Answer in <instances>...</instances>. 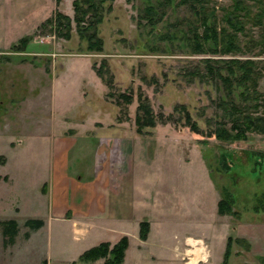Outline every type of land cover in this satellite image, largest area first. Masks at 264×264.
I'll return each instance as SVG.
<instances>
[{
    "label": "rangeland",
    "instance_id": "rangeland-1",
    "mask_svg": "<svg viewBox=\"0 0 264 264\" xmlns=\"http://www.w3.org/2000/svg\"><path fill=\"white\" fill-rule=\"evenodd\" d=\"M71 1L64 0L61 8L73 17ZM151 1L157 7V17L164 9L163 16L153 26L138 16ZM180 1L114 0L98 25V34L103 39V50L99 53L87 51L85 39H81L75 29L70 39H64L55 35L51 25L36 29L25 51H12L8 47L6 52L0 53V165L9 160L7 172L14 178L12 184L0 167V264H103L102 257L80 262L78 254L100 241L113 240L122 230L132 231L138 227L133 218L119 216L112 219L96 213L92 222L82 224L83 229L75 231L67 219L51 217L48 204L52 200L54 203L60 201L62 205L68 201L75 203L82 190L74 187L62 199L60 195L51 198L50 183L56 173L49 143L42 135L53 130L61 132L60 116H64V111H68L67 119L79 118L82 108L92 100L97 101L98 106L106 105L105 111L111 110L107 128H122L132 136L139 135L142 141L145 139L143 146L142 143L139 145L140 141L136 143L134 163L130 162L129 177L125 176L140 191L133 192L132 199L147 203L140 212L151 214L152 223L155 220L161 223V231L153 228L150 245L139 249V253L136 247L138 232L133 233L124 260L129 245L127 236L128 245L121 264H182L178 259L170 260L165 249L154 244L158 240L172 242L173 231L181 236L190 233L210 238L214 248L207 264H254L256 260L244 243L235 241L231 244L227 262L223 263L225 248L222 246L224 233L235 237L232 225L241 216L246 220L253 219L252 211L264 207V158L258 160L259 169L249 160L258 158L257 153L264 155V133L249 132L244 141H220L204 134L223 119L224 111L219 103L226 93L223 85L207 74L204 59L254 60L259 73L257 88L263 95L258 114L264 115V41L260 29L247 24L245 33L238 34L243 53L215 54L209 51L211 44L204 46V52H195L190 42L191 29L199 27V19L188 3ZM231 2L210 0L205 13L210 15L209 10L213 9L220 18ZM247 2L251 4V10L256 11V0ZM201 29L199 27L198 31ZM103 59L113 78L111 89L107 86L103 89V82L92 68L93 62L98 67ZM51 83H56L55 90H51ZM76 83H93V87L85 86L89 92L86 103L79 102ZM109 90L113 96H106ZM139 90L148 96L157 115L166 116L175 105L185 104L203 135L177 121L157 122L153 128H146L147 133H136L134 117ZM121 92L132 95L129 104L115 102L116 95ZM21 129L33 134L26 140V151L22 154L17 151L23 147L10 148L20 143L17 139L22 138ZM103 134L104 130L93 131V139L91 137L88 143L81 136L76 137V141L70 138L72 144L64 154V160L66 175L73 181L86 183L94 176L95 165L99 168L105 154L104 151L97 156L95 153L99 140L105 141L102 138L106 135L100 136ZM105 142L107 146L110 144ZM222 157L228 165L227 171L221 164ZM62 160L63 157L60 162ZM120 172L123 174L124 169ZM2 179L8 186L1 184ZM44 181L50 184V193L46 197ZM224 188L234 197L237 215L215 213V201L223 196ZM152 194L159 200V206L147 202L146 198ZM174 198H178L181 209L170 208ZM187 206L190 210L186 213ZM158 209L171 215H163ZM28 217H42L47 224L30 229L24 224ZM7 218H15L18 222L13 243L7 242L2 233L1 221ZM152 254H155L154 258Z\"/></svg>",
    "mask_w": 264,
    "mask_h": 264
},
{
    "label": "trees",
    "instance_id": "trees-1",
    "mask_svg": "<svg viewBox=\"0 0 264 264\" xmlns=\"http://www.w3.org/2000/svg\"><path fill=\"white\" fill-rule=\"evenodd\" d=\"M56 6L60 5L61 0H54ZM114 0H72L73 17H70L57 8L54 14L41 23L38 28H46L51 25L57 37L70 39L73 29L77 32L81 39L86 41V50L94 52H102L103 39L98 34V25L102 22L104 11H109ZM157 1V0H155ZM181 3H188L190 9L197 14L199 19L198 25L193 27L191 32V45L195 52H204L205 45L210 52L221 55H236L243 53V49L239 44L240 33H245V25L250 24L260 29L261 38L264 41V2L256 0L258 4L256 11L251 10V4L247 0H232L231 5L226 9L220 18H218L212 10L209 14L205 13V6L210 0H181ZM157 7L151 1L144 6L143 11L138 15L141 19H145L151 26L155 25L164 14L157 17ZM37 28V29H38ZM34 34V33H33ZM33 34L23 36L17 42L10 46L12 51H25L28 44L33 39ZM263 41L260 40L262 45ZM264 48V47H263ZM207 74L212 80L219 81L225 89V96L220 99L219 105L224 111V117L215 122V126L204 134L207 137L214 136L220 141H240L247 139V133L258 132L264 133V115L258 114V107L261 106L262 93L258 91L259 73L256 70L257 63L252 59H204ZM211 63H213L211 65ZM221 63L222 65H215ZM215 65V66H214ZM92 68L99 79L109 89L112 88V76L108 73L107 63L103 59L100 65L96 67L93 62ZM223 70H225V73ZM106 96H113L112 91H108ZM115 102H125L129 104L132 101L130 93L121 92L116 95ZM174 114H177L176 116ZM135 131L142 135L147 133L146 128H153L157 122L177 121L181 125L188 127L192 132L203 135V131L198 123L192 118V115L185 104H177L173 111L166 116L161 113H154L146 94L138 91L137 106L135 109ZM253 156V155H252ZM254 161L256 169L260 167V159L264 158L262 153L255 154ZM222 157L221 164L225 171L228 170ZM256 172L257 170H253ZM222 197L217 202V212L219 214L237 215L238 211L234 208L235 200L232 193L224 188ZM263 207V206H262ZM24 224L30 229H37L43 225L41 218H27ZM2 233L7 242H14L18 232V224L14 218H7L1 221ZM149 230V221L143 219L139 222V236L145 238ZM242 242L246 247L248 244L242 238L227 236L225 251L223 253V263L227 262L230 254L232 242ZM128 245L127 236L123 235L118 241L110 245L108 241H100L83 250L78 261L87 262L104 258L103 264H121L124 258L125 249Z\"/></svg>",
    "mask_w": 264,
    "mask_h": 264
},
{
    "label": "crops",
    "instance_id": "crops-1",
    "mask_svg": "<svg viewBox=\"0 0 264 264\" xmlns=\"http://www.w3.org/2000/svg\"><path fill=\"white\" fill-rule=\"evenodd\" d=\"M63 1L64 0H61V4L58 6V8L71 17L67 10L61 8ZM56 8L57 6L54 0H0V53H4L8 47L17 42V40H19L21 37L33 34L41 23L54 14ZM53 80L56 81V79ZM55 84L56 83H51V90H55ZM94 84L101 85V83ZM76 85L79 102L86 103V97L88 96L89 92L86 91L85 86L88 88L93 87V83H76ZM101 86H103V89L106 88L104 83H102ZM0 104H2V101ZM105 107L106 105H104V107L98 106L97 101L92 100L87 106L84 107L85 109L82 108L79 118L75 117L77 120L72 117L67 119L65 114L68 111L66 110L64 111V116H60V119L63 123L61 132L56 133L53 130L52 132L50 131L49 134L42 135V138L49 143L53 162L52 167L56 173L54 179L55 181L52 180V183H50L52 186L51 193L53 194L51 198L55 199L60 195V199H62L66 197V195L68 196L70 194V190L74 187L76 189L79 188V190H82L80 195H78L77 202L72 203L68 201L62 205L60 204V201H58V203H54L52 200V203L48 204V207L51 212V217L67 219L73 224L75 231H80L83 229L84 226H82V224H89L92 222L91 220H93V215L96 213H102L112 219L118 218L119 216L128 218L129 220L130 218H133L138 222V227L136 226L135 230H122L113 240H107L113 244L118 239H120L122 235L125 234L128 236L129 245L126 249L124 258L125 260L127 256V250L131 245V237L133 236V233L138 232V244L136 247L139 253V249H143V247L146 248V246L150 245V235L152 229L157 227V230L160 229L161 231V226H159L161 223L159 220H155V222L152 223L151 214L146 215L145 213L140 212L141 208L145 206L146 202L144 200L141 201L140 199H132V193L140 191L136 186L134 187L132 181H129V179H127L125 176L129 173V168L131 166L130 162L134 163V158L136 155V143L138 144L140 141L139 145L142 143L143 146L146 144L145 139L142 141L139 135L132 136L122 128H107L106 123L111 121L112 113L110 109L105 111L107 109V107ZM97 130H104L106 137H103L102 139H105V141L110 144L107 146L105 141L99 140V144L96 146L95 150L96 156L100 155L102 151L105 153L104 157L101 159V164L98 165L99 168H97L96 164L95 174L88 182L84 183L79 180L75 182L66 175L67 173L65 170L66 161L64 160V154L71 147L72 142L70 138H73V140L76 141V137L81 136V139L83 140L84 138V140L88 143L91 140V137L93 139V131ZM20 132L22 138L17 139V141L20 143L10 148L15 150L23 147L17 151L18 153L22 154L26 151V147H24L26 140H28V137L30 138V136L33 134L26 132L23 129H21ZM104 134L100 136H105ZM90 143L93 144L92 141ZM102 143L104 146H102ZM110 145L112 146L110 147ZM15 146L21 147L15 148ZM91 148H93V146H91ZM62 157L63 160L60 162V158ZM8 161L4 165H0V167L5 170L3 175L5 177H9L13 184L14 178L9 172H7L10 170V163ZM123 169L124 173L122 174L120 171ZM0 174H2V172H0ZM127 177H129V175ZM1 181V184L8 186L4 182V179ZM46 184L48 185L47 188ZM50 184L49 181H44L43 190L45 191V197L48 195V193H50ZM55 193L57 194L54 195ZM153 195L154 194L146 198L147 202L152 203L154 207L159 206L157 204L160 203L159 200L157 197H153ZM177 200L178 198H174L170 201L171 204L174 203L170 208L176 210L181 209L178 207L179 203ZM217 202L218 200L215 201L214 208L216 210L215 213L219 214L217 212ZM154 204H156V206ZM17 206V209H19L20 206ZM158 210L163 213V209ZM188 210H190V208L187 206L185 210L186 213ZM205 211H207V209H205ZM255 214H257V216ZM61 215L65 216L60 217ZM161 215L162 214L159 216ZM163 215L168 216L171 215V213L167 212L163 213ZM251 216H253V219L250 217L249 220H246L241 216V219L232 225V229L235 232V237L242 238L247 242L248 247H245L255 258L256 261L254 264H257V262L259 264H264V207H261L260 210H253ZM254 216L257 218H254ZM32 218H41L43 220V225L39 228H42L47 224L46 220L42 217ZM143 219H147L149 221V230L146 237L141 239L139 237V222ZM172 234V237L174 236V240L172 242L168 243L166 240H158L157 243H154L157 244V246H161L163 249H165V255L168 254L170 260L178 259L182 262V264L209 263V257L211 254H213L214 248L210 238H207L202 234L193 235L190 233H186L181 236L174 231ZM227 235L224 233L225 239L223 240V248H225L226 245ZM151 257L154 258L155 254H152ZM65 259H68V257ZM71 259L73 258L71 257Z\"/></svg>",
    "mask_w": 264,
    "mask_h": 264
}]
</instances>
